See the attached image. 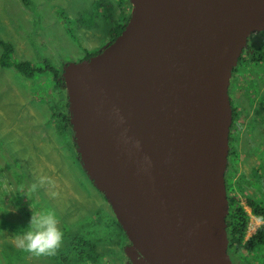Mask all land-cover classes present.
I'll return each instance as SVG.
<instances>
[{
  "label": "water",
  "instance_id": "95a60500",
  "mask_svg": "<svg viewBox=\"0 0 264 264\" xmlns=\"http://www.w3.org/2000/svg\"><path fill=\"white\" fill-rule=\"evenodd\" d=\"M131 1L124 32L63 72L80 164L131 264H232L229 87L264 0Z\"/></svg>",
  "mask_w": 264,
  "mask_h": 264
},
{
  "label": "rangeland",
  "instance_id": "374dc122",
  "mask_svg": "<svg viewBox=\"0 0 264 264\" xmlns=\"http://www.w3.org/2000/svg\"><path fill=\"white\" fill-rule=\"evenodd\" d=\"M30 2L0 0V37L15 48L12 60L44 71L28 78L0 65V264H57L56 256L60 264H131L125 250L130 242L109 201L85 174L74 133H59L56 112H66L69 100L66 90L56 88L55 72L101 53L115 40L129 13L134 14V6L130 0H99L100 9L97 0ZM251 37L247 50L263 43L264 32ZM1 54L0 47V58ZM245 54V59L258 55L259 64L264 62V51ZM252 58L239 62L230 80L238 120L232 124L235 154L226 171L231 177L230 203L247 211L246 197L264 199V117H256L250 106L260 93L252 92V86L258 87L251 83L252 73L243 75ZM42 177L51 182L29 193L31 184ZM49 209L68 236L54 256L35 257L17 246L16 235L27 229L33 212ZM250 218L247 238L262 224L255 216ZM77 239L93 243V259L88 256L91 248L80 255L69 248ZM242 259L245 264H264V250L252 256L245 253Z\"/></svg>",
  "mask_w": 264,
  "mask_h": 264
},
{
  "label": "trees",
  "instance_id": "16d2710c",
  "mask_svg": "<svg viewBox=\"0 0 264 264\" xmlns=\"http://www.w3.org/2000/svg\"><path fill=\"white\" fill-rule=\"evenodd\" d=\"M26 5H30L31 2L30 0H22ZM96 4H98L99 9L102 7V3L97 0ZM130 4L132 5V1L130 0ZM125 24L121 27V31L117 34L116 38L124 32V30L129 26L133 19L132 13L128 15V18H125ZM0 47L2 48V54L0 58V65L2 67L6 68H14L16 69L20 74L30 78L33 76L34 73H43L44 71L41 69L34 68L31 63L29 62H14L12 60V56L14 54L15 48H13V45L4 41L0 37ZM262 51H264V48H255L251 47L250 49H245L244 53L240 59V63L242 64L246 59L252 58L251 54H248V57L246 59L244 58L245 53H254V54H259ZM258 56V55H257ZM256 56V57H257ZM256 57L252 58L253 63H259L256 60ZM264 58V57H263ZM235 70H237L235 68ZM234 72V71H233ZM55 86L58 89H66L65 81L63 78V71L61 73L55 72ZM231 95V93H230ZM231 103L233 104L232 98H231ZM70 104L66 106V112L62 113V115L58 114L61 110L58 109L56 112V117L61 119V122L58 125V130L60 134H67V135H72L73 136V130H72V115L71 111L69 109ZM234 107V105H232ZM233 116L234 120L233 123L238 120V113L236 108H233ZM233 128V127H231ZM232 141H234V133L233 129H231L230 132V155L229 159L234 156V148L232 147ZM74 148L78 151L76 142H75V137H74ZM79 162H80V154L79 152L77 153ZM228 159V167H229V162L230 160ZM86 174V172H85ZM231 177L227 176L226 172V185H227V195H228V212H227V217H226V222H227V236H228V252L230 255V259L232 264H245L242 259L244 257V254L246 253L247 256H252L255 253L262 252L264 250V199L259 200L255 199L254 197H246L245 198V203L248 206V208L251 210V215L255 216L258 218L262 224L261 226L257 229L256 233L251 235L250 237L247 238L248 235V229L250 226V214L248 211L243 207L242 205L234 204L233 202L230 203L229 200V195L231 194V183H230ZM118 223V222H117ZM119 227L122 229L120 224L118 223ZM124 232V231H123ZM125 234V232H124ZM68 236V234H66ZM69 235H72L71 233ZM84 237V236H83ZM125 237L126 234H125ZM84 240V238H83ZM93 243L86 240L85 242L82 240H76L72 245H69V248L73 247L74 250L77 251V253L83 254L84 252L87 251V248H91V255H88L90 259H93ZM80 249V252L78 250ZM237 257L239 258V262L237 260ZM82 260V258H80ZM67 261V258H64V262ZM247 264H250L249 262Z\"/></svg>",
  "mask_w": 264,
  "mask_h": 264
},
{
  "label": "clouds",
  "instance_id": "9594fccd",
  "mask_svg": "<svg viewBox=\"0 0 264 264\" xmlns=\"http://www.w3.org/2000/svg\"><path fill=\"white\" fill-rule=\"evenodd\" d=\"M46 181L51 182L47 177L40 178L38 183L31 184L28 192L35 193ZM59 224L54 210L33 212L27 229L16 235L17 246L35 257L54 256L63 243L64 234Z\"/></svg>",
  "mask_w": 264,
  "mask_h": 264
},
{
  "label": "crops",
  "instance_id": "0c3cea01",
  "mask_svg": "<svg viewBox=\"0 0 264 264\" xmlns=\"http://www.w3.org/2000/svg\"><path fill=\"white\" fill-rule=\"evenodd\" d=\"M263 43H264V41H263ZM263 43L261 45H253V47L264 48ZM255 64H257V65H255ZM250 66L253 68L250 69L251 68ZM246 69H247V71L244 72L243 75L246 76V75H250L252 73L251 79H250L251 83L253 85L258 84V87H256V86L251 87L252 92H254L256 94L260 93L259 95H256L257 96L256 98L254 97L255 94L252 93L253 94L252 97H254L255 100H252V102L250 103L251 111H252V113L254 112V115L256 117H261V116L264 117V62H261L260 64L249 62ZM248 212L252 213L250 209L248 210ZM258 220L259 219H257V221ZM63 234H64L63 238H66V232H64ZM29 259H32V261L34 262V259L32 257ZM54 260L57 264H60V260H59L58 256H56ZM29 264H30V262H29Z\"/></svg>",
  "mask_w": 264,
  "mask_h": 264
},
{
  "label": "bare ground",
  "instance_id": "6f19581e",
  "mask_svg": "<svg viewBox=\"0 0 264 264\" xmlns=\"http://www.w3.org/2000/svg\"><path fill=\"white\" fill-rule=\"evenodd\" d=\"M133 5V4H132ZM139 12H140V7H139V5L138 4H136V3H134V14H135V16H137L138 14H139ZM252 38V37H251ZM234 71H236L235 69H234ZM234 73V72H233ZM233 78V77H232ZM231 80V79H230ZM230 87H231V85H230ZM229 90H230V88H229ZM233 105V104H232ZM232 108H234V107H232ZM232 129V128H231ZM231 146V145H230Z\"/></svg>",
  "mask_w": 264,
  "mask_h": 264
},
{
  "label": "flooded vegetation",
  "instance_id": "af4514ba",
  "mask_svg": "<svg viewBox=\"0 0 264 264\" xmlns=\"http://www.w3.org/2000/svg\"><path fill=\"white\" fill-rule=\"evenodd\" d=\"M115 39H116V38H115ZM112 42H113V41H112ZM112 42H111V43H112ZM108 46H109V45H108ZM93 56H94V55H93Z\"/></svg>",
  "mask_w": 264,
  "mask_h": 264
},
{
  "label": "built area",
  "instance_id": "2783aa9c",
  "mask_svg": "<svg viewBox=\"0 0 264 264\" xmlns=\"http://www.w3.org/2000/svg\"><path fill=\"white\" fill-rule=\"evenodd\" d=\"M250 234V233H249Z\"/></svg>",
  "mask_w": 264,
  "mask_h": 264
}]
</instances>
